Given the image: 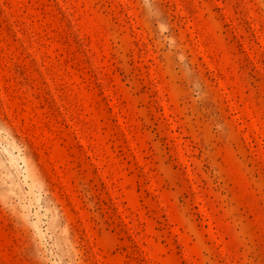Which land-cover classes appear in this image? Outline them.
Returning <instances> with one entry per match:
<instances>
[{"label":"rangeland","instance_id":"obj_1","mask_svg":"<svg viewBox=\"0 0 264 264\" xmlns=\"http://www.w3.org/2000/svg\"><path fill=\"white\" fill-rule=\"evenodd\" d=\"M0 264H264V0H0Z\"/></svg>","mask_w":264,"mask_h":264}]
</instances>
